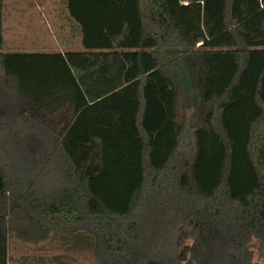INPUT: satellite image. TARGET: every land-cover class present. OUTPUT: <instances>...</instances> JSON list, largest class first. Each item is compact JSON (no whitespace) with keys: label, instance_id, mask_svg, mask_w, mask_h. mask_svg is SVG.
I'll use <instances>...</instances> for the list:
<instances>
[{"label":"trees","instance_id":"16d2710c","mask_svg":"<svg viewBox=\"0 0 264 264\" xmlns=\"http://www.w3.org/2000/svg\"><path fill=\"white\" fill-rule=\"evenodd\" d=\"M63 4L64 50L6 51L0 0V264L46 232L112 264L264 256V0Z\"/></svg>","mask_w":264,"mask_h":264},{"label":"rangeland","instance_id":"374dc122","mask_svg":"<svg viewBox=\"0 0 264 264\" xmlns=\"http://www.w3.org/2000/svg\"><path fill=\"white\" fill-rule=\"evenodd\" d=\"M3 1L4 50L55 51L64 48L57 29V15L64 10L63 0ZM189 99L196 98L189 96ZM184 114L187 119H197V114L192 111ZM0 164L5 165L2 159ZM29 171L33 173L34 170L29 167ZM62 246L53 232L43 233L39 240L9 236L7 264H112L107 259H99L92 250L70 251ZM251 263L264 264V256L258 255L255 248Z\"/></svg>","mask_w":264,"mask_h":264},{"label":"crops","instance_id":"0c3cea01","mask_svg":"<svg viewBox=\"0 0 264 264\" xmlns=\"http://www.w3.org/2000/svg\"><path fill=\"white\" fill-rule=\"evenodd\" d=\"M72 48H78V43L77 42H72L71 45H70ZM77 46V47H76ZM65 48H63L62 50H64ZM25 51V50H23Z\"/></svg>","mask_w":264,"mask_h":264}]
</instances>
